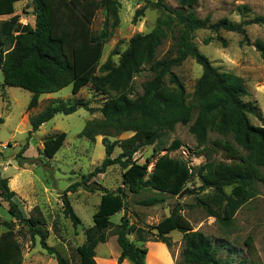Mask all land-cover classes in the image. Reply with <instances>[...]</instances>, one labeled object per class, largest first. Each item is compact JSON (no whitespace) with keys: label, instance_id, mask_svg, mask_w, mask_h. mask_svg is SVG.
Segmentation results:
<instances>
[{"label":"trees","instance_id":"1","mask_svg":"<svg viewBox=\"0 0 264 264\" xmlns=\"http://www.w3.org/2000/svg\"><path fill=\"white\" fill-rule=\"evenodd\" d=\"M30 1L35 15L34 27H21L20 16L15 4ZM147 1V0H146ZM179 8L168 6L164 0H155L150 7L160 16L154 29L146 34H136L128 48L119 53L116 46L107 61L100 65L104 47L120 25V0H0V16H12L0 24V70L4 76V86L17 87L32 93L28 109L39 105L45 94L57 93L68 86L77 95L82 88L91 85L102 96H107L99 109L103 118L87 121L80 136L95 141L102 136L105 158L102 164L79 183L70 186L62 197L64 216L75 228L81 219L74 211L68 192L83 188L88 192L102 193L98 210L94 214V225L85 231L86 241L78 247L79 264H97L96 248L105 244L109 236L106 230L113 226L111 218L121 212L125 215L117 225V243L121 249L119 264L125 260L133 264H145L148 253L146 247L133 243L128 235L131 226L126 211L131 206L154 207L165 202L168 196L178 197L186 192L193 177L192 167L184 160L170 157L168 153L181 147L175 140L168 147V153L159 155L154 169L148 172L150 161L139 164L135 154L142 147L155 146L157 156L163 137L172 133L177 125H190L189 131L197 141L195 154L224 152L229 162L209 161L202 165L197 176L202 189H212L214 195L209 202L196 197V204L203 207L209 217L216 218L223 225H230L237 211L247 201L256 181H264V127L250 123L243 98L249 95L242 77L219 72L211 61L203 55L194 42L195 32L210 30L215 39L227 46V41L219 35L221 30L234 32L243 38L241 45L254 46L264 61V41L251 42L246 27L264 26V17L231 22L228 19L212 23L210 17L199 18L195 8L199 0H176ZM147 7L136 11L134 22L144 14ZM103 9L106 18L104 29L94 31L93 22L97 12ZM167 39L173 41V50L166 58L157 59L160 47ZM213 37L205 40L208 45ZM120 55L116 65L112 56ZM188 58L202 67L193 99L188 101V93L178 75L173 71ZM149 67L152 78L143 85V93L138 95L135 78L143 68ZM90 113L96 111L90 102L76 99L65 105L62 102L49 104L39 114L29 118L31 130L26 145L17 154L20 166L30 159L23 156L29 149V141L41 127L57 114L71 115L79 109ZM196 117L193 121V115ZM216 132L229 140H209V134ZM122 133H132L125 139L111 140ZM67 134L61 132L44 140L43 154L52 159L62 148ZM121 153L113 158L116 149ZM118 165L123 172V188L108 190L93 178ZM232 187L231 195L225 191ZM144 193L150 194L143 196ZM16 193L9 188V179L0 178V198L8 204L9 214L28 227L33 240L40 238V245L49 254L56 256L58 264H68L56 250L47 243L49 233L45 220L40 216L26 218L14 201ZM131 196V197H130ZM159 242L172 248L168 235L178 231L183 234L184 249L182 259L185 264H227L218 257V249L213 240L201 231H195L192 223L174 210L168 217L153 227ZM141 239L144 237L140 234ZM251 264H262L257 259L256 249L251 239L246 241ZM0 264H23V250L12 229L0 234Z\"/></svg>","mask_w":264,"mask_h":264},{"label":"rangeland","instance_id":"2","mask_svg":"<svg viewBox=\"0 0 264 264\" xmlns=\"http://www.w3.org/2000/svg\"><path fill=\"white\" fill-rule=\"evenodd\" d=\"M155 0H120V25L114 31L113 37L105 45L100 65L110 57L116 46L119 53L124 52L130 39L139 33L151 32L160 16V13L149 5ZM172 8H179L176 0H164ZM147 7L138 22H134L136 11ZM16 14L20 16L21 27H34L35 15L33 4L23 1L15 4ZM195 11L199 18L210 17L212 23L228 19L231 22L264 17V0H199ZM12 16H0L2 21ZM106 18L103 9H100L93 22L96 32L104 29ZM252 43L256 40L264 41V26L250 25L246 27ZM219 35L227 41V46L215 39L210 30L195 32L194 42L199 51L205 55L219 72L232 73L243 78L249 95L243 98L248 111L250 123L257 127H264V61L254 46L241 45L242 36L221 30ZM213 37L208 45L205 40ZM173 50V41L167 39L157 53V59L166 58ZM120 55L112 56L117 65ZM173 71L178 75L188 93L191 102L196 83L202 75V67L195 60L188 58L181 66ZM152 78L149 67L143 68L135 78V88L138 95L143 93V85ZM4 76L0 70V178L9 179V188L16 193L14 201L17 203L26 218L40 216L45 220V227L49 233L47 243L54 248L68 264H79L78 247L86 241L85 231L94 225L93 217L98 210L102 193L88 192L78 188L76 192H68V197L74 211L81 219V225L75 228L72 222L64 216L62 197L70 186L82 181L83 176L89 175L100 166L105 158V148L102 136L95 141L80 136L87 121L102 119L99 109L107 96L97 94L89 84L74 95L72 86L53 93L45 94L40 98L39 105L28 109L32 93L17 87L4 86ZM76 99L90 102L95 108L94 113L81 108L71 115L57 114L46 123L29 141V149L23 154L30 161L20 166L17 154L26 145L28 132L31 130L29 118L39 114L49 104L62 102L65 105L74 103ZM196 113L193 115V121ZM192 124V123H191ZM177 125L176 129L163 137L159 144L160 151L154 156L155 146L142 147L135 154L134 160L139 164L150 165L148 172L154 169V163L159 155L168 153V147L177 140L181 147L168 153L170 157L186 161L193 169V177L187 185L186 192L178 197L168 196L165 202L154 207L131 206L126 211L129 225V239L139 247H146L148 253L145 264H185L182 259L184 249L183 234L175 231L168 235L173 247L158 241L157 231L153 230L163 219L174 210H179L193 225L195 231H201L210 237L218 249V257L227 264H251L246 241L251 239L256 249L257 259L264 264V181H256L250 190L247 201L237 211L230 225L221 224L216 218L209 217L203 207L196 204V197L209 202L214 195L212 189H202V183L197 176L198 169L209 161L229 162L224 152L210 151L201 156L195 154L197 141L190 133V125ZM65 132L67 138L56 156L52 159L43 154L44 140L58 133ZM111 137V140L125 139L132 133H122ZM229 140L236 145L232 137L211 132L209 140ZM121 153L116 149L113 158ZM264 177V170L262 169ZM124 170L118 166L109 167L104 174L98 175L96 181L108 190L116 191L123 188L130 194L128 186L123 184ZM228 195L232 187H226ZM150 195L144 193L143 196ZM131 197V196H130ZM8 204L0 198V234L12 229L23 250V264H58L55 255L49 254L40 245V238L32 239L28 227L13 218L8 212ZM125 212L111 218L113 226L106 230L109 236L107 243L96 248L97 264H119L121 249L117 243L116 231ZM144 239H141L139 235ZM121 264H133L125 260Z\"/></svg>","mask_w":264,"mask_h":264},{"label":"crops","instance_id":"3","mask_svg":"<svg viewBox=\"0 0 264 264\" xmlns=\"http://www.w3.org/2000/svg\"><path fill=\"white\" fill-rule=\"evenodd\" d=\"M39 103H40V102H39ZM44 125H45V124H44ZM44 125H43V126H44ZM43 126H42L41 128H43Z\"/></svg>","mask_w":264,"mask_h":264}]
</instances>
